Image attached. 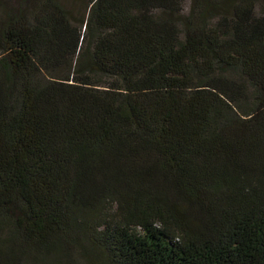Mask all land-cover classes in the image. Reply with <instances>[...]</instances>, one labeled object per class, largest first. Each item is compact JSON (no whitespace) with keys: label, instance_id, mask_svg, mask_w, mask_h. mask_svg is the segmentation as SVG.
<instances>
[{"label":"trees","instance_id":"trees-1","mask_svg":"<svg viewBox=\"0 0 264 264\" xmlns=\"http://www.w3.org/2000/svg\"><path fill=\"white\" fill-rule=\"evenodd\" d=\"M0 264H264V0H0Z\"/></svg>","mask_w":264,"mask_h":264},{"label":"rangeland","instance_id":"rangeland-1","mask_svg":"<svg viewBox=\"0 0 264 264\" xmlns=\"http://www.w3.org/2000/svg\"><path fill=\"white\" fill-rule=\"evenodd\" d=\"M61 1L71 8V10L73 11L74 23L79 25V17H81L84 14L88 0H61Z\"/></svg>","mask_w":264,"mask_h":264}]
</instances>
